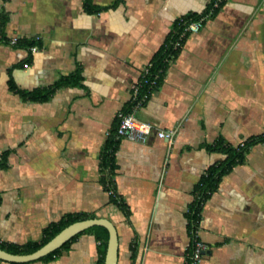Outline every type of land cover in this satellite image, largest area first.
<instances>
[{
  "label": "crops",
  "instance_id": "obj_1",
  "mask_svg": "<svg viewBox=\"0 0 264 264\" xmlns=\"http://www.w3.org/2000/svg\"><path fill=\"white\" fill-rule=\"evenodd\" d=\"M84 2L0 0V242L39 241L49 224L82 214L113 223L117 264H185L193 188L224 158L205 146L264 131V0H225L213 15H202L213 0H91L107 7L96 13ZM200 15V30L187 32L135 110L173 137L118 140L114 186L125 216L101 184L103 148L175 21ZM77 74L79 83L47 100L9 87L45 89ZM198 235L207 264H264V144L222 177L202 206ZM98 256L99 241L85 232L55 258L29 264H96Z\"/></svg>",
  "mask_w": 264,
  "mask_h": 264
},
{
  "label": "trees",
  "instance_id": "obj_2",
  "mask_svg": "<svg viewBox=\"0 0 264 264\" xmlns=\"http://www.w3.org/2000/svg\"><path fill=\"white\" fill-rule=\"evenodd\" d=\"M225 0H222L219 7L224 3ZM212 2L206 9L205 13L202 15H207L210 12ZM215 8L210 14L213 15L217 9ZM84 8L86 12L96 13L107 7H99L94 5L91 0H85ZM200 16H184L177 19L174 23L173 30L167 37L164 44L157 50V52L153 55L151 59V67L150 72L147 76L148 83L142 84L140 88V94H147V98L151 95V93L158 88L160 85L164 73L168 64L176 58L180 51L181 44L184 40V36L187 34L185 31L186 23L191 20L198 19ZM6 16H1V26H3L6 22ZM4 40L3 36H0V41ZM16 43H23L26 47H30L32 45H38V43L34 40H17ZM155 79V84L150 86L149 81ZM141 80V77L137 82ZM80 76H69L64 77L52 84L51 86L45 89H35L32 91H25L22 89H18L15 83L12 80H9V87L11 90H15L21 96L31 99V100H47L51 94H53L58 88L69 85L79 83ZM134 102H130V105L127 110L123 112H128L131 110ZM144 104V103H143ZM115 130V129H114ZM264 144V131L260 134L253 135L246 140L242 141L237 145H231L227 143L222 137L217 138L212 144H207L205 147L208 151L218 152L224 155V158L220 161H217L211 165H209L204 173L201 175L199 181L195 184L193 188V201L187 210V219H188V231L191 237V243L193 237L198 230V223L200 219V213L204 202L213 194L222 179V177L229 173L234 166L238 164H242L245 161L246 154L248 150L255 144ZM118 140H114L113 134L109 135L107 138L106 144L103 148L101 154V184L103 188L109 193L111 197V201L115 203L120 210L123 212L125 216H128V209L120 198V196L116 193L114 186V172H115V152L117 149ZM4 155L0 156V166H4ZM88 218L86 215L82 214H67L60 218L59 221L53 222L49 224L47 227L43 229L42 237L39 241H30L25 244H16V243H5L0 242V248L15 254H24L32 252L38 249L40 246L49 241L53 236H55L60 230H62L67 225L81 219ZM89 232L94 234L95 238L99 241V256L96 264H103L106 241L108 239V231L103 226H93L88 228L79 234L73 236L71 239L66 241L61 247L55 249L49 254L43 256L38 260H51L58 256L60 252L65 249L70 242L76 239L80 234ZM190 243V246H191ZM1 261V260H0ZM13 264H29L30 262L17 263L11 262Z\"/></svg>",
  "mask_w": 264,
  "mask_h": 264
},
{
  "label": "built area",
  "instance_id": "obj_3",
  "mask_svg": "<svg viewBox=\"0 0 264 264\" xmlns=\"http://www.w3.org/2000/svg\"><path fill=\"white\" fill-rule=\"evenodd\" d=\"M222 0H213L209 15L215 8L219 7ZM204 17L201 16L198 19L191 20L186 23L185 31L186 32H197L203 25ZM11 44H16L17 40L15 38L10 40ZM31 52H36L38 47L32 45L29 47ZM25 66L28 63L24 64ZM151 62H148L143 66L141 70V80L137 82L132 89L131 101L134 102L132 108L128 112L120 111L117 114L118 123L113 132L114 140H119L125 138L131 141L136 142H145L149 136L156 135L159 138L171 139L175 133L174 129H158L153 124L141 120L135 114L136 108L141 106L146 102L147 94H140V88L142 84L148 83V74L150 72ZM155 84V79L149 81V85L152 86ZM207 250L206 243L199 237L198 230L196 231L191 246L187 251V259L185 264H207L204 256Z\"/></svg>",
  "mask_w": 264,
  "mask_h": 264
},
{
  "label": "water",
  "instance_id": "obj_4",
  "mask_svg": "<svg viewBox=\"0 0 264 264\" xmlns=\"http://www.w3.org/2000/svg\"><path fill=\"white\" fill-rule=\"evenodd\" d=\"M93 226H103L108 231V239L104 254L103 264H117L118 259V236L113 223L106 218H86L77 220L62 230H60L49 241L40 246L38 249L24 254H15L0 248V260L8 262H32L49 254L55 249L61 247L66 241L80 232Z\"/></svg>",
  "mask_w": 264,
  "mask_h": 264
}]
</instances>
